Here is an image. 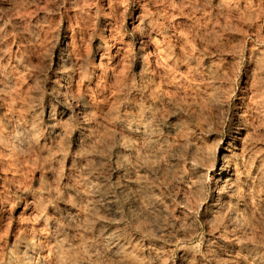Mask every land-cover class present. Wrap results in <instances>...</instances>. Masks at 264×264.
Wrapping results in <instances>:
<instances>
[{
  "label": "rangeland",
  "instance_id": "374dc122",
  "mask_svg": "<svg viewBox=\"0 0 264 264\" xmlns=\"http://www.w3.org/2000/svg\"><path fill=\"white\" fill-rule=\"evenodd\" d=\"M0 72V264H264V192L181 181L264 135V0H0Z\"/></svg>",
  "mask_w": 264,
  "mask_h": 264
},
{
  "label": "bare ground",
  "instance_id": "6f19581e",
  "mask_svg": "<svg viewBox=\"0 0 264 264\" xmlns=\"http://www.w3.org/2000/svg\"><path fill=\"white\" fill-rule=\"evenodd\" d=\"M99 44V43H98ZM63 59V58H62ZM144 66V65H143ZM142 66V67H143ZM141 67V66H140ZM62 70V69H61ZM141 72V71H140ZM1 73V72H0ZM61 73V72H60ZM59 73V74H60ZM142 73V72H141ZM66 75V74H65ZM17 76V75H16ZM66 77V76H65ZM171 77V76H170ZM13 80V79H12ZM66 80V79H65ZM176 80V79H175ZM10 82V81H9ZM14 82V81H13ZM8 83V82H7ZM217 84V83H216ZM5 85H7V84H5ZM14 86V85H13ZM10 87V86H9ZM224 88V87H223ZM227 89V88H226ZM257 89V88H256ZM72 90V89H71ZM12 93V92H11ZM153 93H154V91H153ZM15 94V93H14ZM157 94V93H156ZM253 95V94H252ZM147 96V95H146ZM254 96V95H253ZM77 97V96H76ZM205 97V96H204ZM9 98V97H8ZM78 98V97H77ZM212 98V97H211ZM254 98H255V96H254ZM246 99V98H245ZM248 99V98H247ZM250 99L252 100L253 98H251L250 97ZM198 100V99H197ZM216 100V99H215ZM76 101V100H75ZM78 101V100H77ZM85 101V100H84ZM212 101V100H211ZM244 101V100H243ZM263 101V100H262ZM203 102V101H202ZM206 102V101H205ZM210 102V101H209ZM217 102V101H216ZM252 102V101H251ZM259 102V101H258ZM78 103V102H77ZM248 103V102H247ZM81 104V103H80ZM85 104V103H84ZM88 104V103H87ZM202 104V103H201ZM216 104V103H215ZM249 104H251L250 102H249ZM248 104V105H249ZM255 104V103H254ZM82 105V104H81ZM200 105V104H199ZM209 105V104H208ZM208 105H207V108H208ZM246 105V104H245ZM244 105V106H245ZM263 105V104H262ZM85 106V105H84ZM87 106V105H86ZM136 106V105H135ZM158 106V105H157ZM210 106H211V103H210ZM213 106V105H212ZM250 106V105H249ZM249 106H248V108H249ZM252 106H253V104H252ZM260 106V105H259ZM10 107V106H9ZM48 107H50V106H48ZM47 107V108H48ZM81 107V106H80ZM83 107V106H82ZM88 107V106H87ZM86 107V108H87ZM239 107V106H238ZM199 108V107H198ZM222 108V107H221ZM245 108V107H244ZM262 108V107H261ZM7 109V108H6ZM81 109V108H80ZM88 109V108H87ZM134 109V108H133ZM195 109V108H194ZM212 109V108H211ZM216 109V108H215ZM242 109V108H241ZM240 109V110H241ZM250 109H251V106H250ZM252 109H254V107L252 108ZM256 109V108H255ZM89 110V109H88ZM213 110V109H212ZM211 110V111H212ZM218 110V109H217ZM216 110V111H217ZM249 109H247V111H248ZM256 110H258V109H256ZM260 110V109H259ZM258 110V111H259ZM81 111V110H80ZM197 111V110H196ZM201 111V110H200ZM209 111V110H208ZM215 111V110H214ZM213 111V112H214ZM215 111V112H216ZM225 111V110H224ZM255 111V110H254ZM253 111V112H254ZM18 112V111H17ZM48 112V111H47ZM47 112H45V113H47ZM206 112V111H205ZM243 112H244V110H243ZM37 113V112H36ZM51 113V112H50ZM82 113V112H81ZM84 113V112H83ZM240 113H241V111H240ZM247 113V112H246ZM12 114V113H11ZM88 114H90V113H88ZM200 114V113H199ZM209 114V113H208ZM211 114V113H210ZM213 114V113H212ZM211 114V115H212ZM215 114H218V113H215ZM215 114L213 115V116H215ZM48 115V114H47ZM46 115V116H47ZM77 115V114H76ZM204 115V114H203ZM219 115V114H218ZM217 115V116H218ZM224 115V114H223ZM242 115V114H241ZM251 115H252V113H251ZM255 115H256V113H255ZM259 115V114H258ZM263 115V114H262ZM49 116V115H48ZM74 116V115H73ZM89 116V115H88ZM195 116V115H194ZM243 116V115H242ZM218 117H220V116H218ZM250 117V116H249ZM257 117V116H256ZM12 118V117H11ZM47 118V117H46ZM207 118V117H206ZM217 118V117H216ZM16 119V118H15ZM44 119H45V117H44ZM200 119V118H199ZM201 119H202V117H201ZM210 119V118H209ZM226 119V118H225ZM246 119V118H245ZM245 119H243V120H245ZM256 119V118H255ZM60 120V119H59ZM202 120H204V119H202ZM208 120V119H207ZM207 120H206V122H207ZM238 120V119H237ZM29 121V120H28ZM48 121V120H47ZM209 121V120H208ZM217 121V120H216ZM216 121H214V122H216ZM247 121H249V120H247ZM224 122V121H223ZM246 122V121H245ZM252 122H253V120H252ZM251 122V123H252ZM256 122V121H255ZM28 123V122H27ZM52 123V122H51ZM183 123V122H182ZM199 123V122H198ZM204 123V122H203ZM208 123V122H207ZM218 123V122H217ZM242 123V122H241ZM174 124H178V123H174ZM214 124V123H213ZM18 125V124H17ZM29 125V124H28ZM45 125V124H44ZM117 125V124H116ZM134 125V124H133ZM211 125V124H210ZM223 125V124H222ZM237 125V124H236ZM241 125V124H240ZM60 126H61V124H60ZM215 126V125H214ZM225 126V125H224ZM234 126V125H233ZM242 126V125H241ZM251 126H253V124L251 125ZM256 126V125H255ZM254 126V127H255ZM16 127V126H15ZM135 127V126H134ZM133 127V128H134ZM139 127V126H138ZM143 127V126H142ZM201 127H202V125H201ZM204 127H205V125H204ZM204 127H203V130H204ZM216 127V126H215ZM48 128H50V127H48ZM59 128V127H58ZM200 128V127H199ZM224 128V127H223ZM245 128H246V126H245ZM257 128V127H256ZM260 128V127H259ZM263 128V127H262ZM26 129V128H25ZM129 129V128H128ZM168 129V128H167ZM181 129V128H180ZM202 129V128H201ZM207 129V128H206ZM232 129V128H231ZM252 129V128H251ZM255 129V128H254ZM258 129V128H257ZM138 130V129H137ZM142 130V129H141ZM177 130V127H173L172 128V131L173 132H175ZM193 130V129H192ZM215 130V129H214ZM233 130V129H232ZM259 130V129H258ZM126 131V130H125ZM132 131V130H131ZM179 132L181 131V130H178ZM182 131H183V129H182ZM199 131V130H198ZM201 131V130H200ZM208 131V130H207ZM119 132V131H118ZM124 132V131H123ZM128 132H130V131H128ZM171 132V131H170ZM205 132V131H204ZM235 132V133H234ZM233 133H234V135L233 136H231L230 138H229V140L228 141H226V142H224L223 143V145H222V147L221 148H219V150H218V155L220 156V158H221V162L219 163V167L218 168H216V165H211L212 167H206L205 166V164H201L202 166L200 167V169H193L192 170V172L190 173V177H188V175H186L187 176V178H181V181L185 184V187H187V189H189L188 191H190V189L192 190V186H193V183L194 182H191L192 180H190V178L191 177H193V178H198V180H199V183H200V181H204L205 179H206V181L208 180L209 182H211L212 184H213V186H214V188L216 187V190L212 193V197H213V199H214V201L216 200V201H219L220 200V203H219V206H216V205H214V207L216 208V209H223V210H216L217 212H221L222 211V213L223 212H227V216H228V218H229V221H231V219L232 218H234V217H236V215L238 214V212L240 213V211H238L239 209H238V207L235 209V206L236 205H238V206H241V205H239L240 204V199L238 200V198H235V196L236 195H238V194H240L241 195V197H242V202H244V204H248L249 205V203L251 202V206H254L255 205V202H257L256 200H257V198H259V196L264 192V183L262 182V184H260V182H259V180H258V178H259V174L261 173L260 171L262 170V168L264 167V152L262 151V148L261 147H257V143H258V140L260 139L261 140V138H263V136H260V135H257V134H255V133H253V132H249L248 130H246V129H244L243 127H237V129H236V131H234ZM255 132V131H254ZM19 133V132H18ZM126 133V132H125ZM131 133H133V132H131ZM135 133V132H134ZM133 133V134H134ZM214 133V132H213ZM216 133V132H215ZM260 133H261V131H260ZM264 132H262V134H263ZM26 134V133H25ZM38 134V133H37ZM61 134V133H60ZM123 134V133H122ZM121 134V135H122ZM128 134V133H127ZM139 134H141V133H139ZM171 134V133H170ZM170 134H169V136H170ZM175 134V133H174ZM180 134V133H179ZM182 134V133H181ZM196 134H197V132H196ZM195 134V135H196ZM258 134H259V132H258ZM132 134H130V136H131ZM201 135V134H200ZM199 135V136H200ZM203 135V134H202ZM206 135H207V133H206ZM228 135V134H227ZM23 136V135H22ZM30 136V135H29ZM128 136V135H127ZM138 136V135H137ZM156 136V135H155ZM204 136V135H203ZM202 136V137H203ZM26 137V136H25ZM129 137V136H128ZM132 137V136H131ZM134 137H135V135H134ZM140 137V136H139ZM139 137H137V138H139ZM176 137V136H175ZM175 137H173V138H175ZM178 137H180V136H178ZM197 137V136H196ZM215 137V136H214ZM2 138V137H1ZM54 138V137H53ZM77 138V137H76ZM93 138V137H92ZM161 138V137H160ZM170 138V137H169ZM168 138V139H169ZM208 138V137H207ZM9 139V138H8ZM80 139V138H79ZM78 139V140H79ZM167 139V140H168ZM205 139V138H204ZM203 139V140H204ZM210 139H214L213 137H211ZM220 139V138H219ZM222 139V138H221ZM228 139V138H227ZM1 140V139H0ZM17 140V139H16ZM87 140V139H86ZM93 140H94V138H93ZM143 140H145V139H143ZM202 140V139H201ZM217 140V139H216ZM9 141V140H8ZM54 141V140H53ZM141 141V140H140ZM194 141V140H193ZM192 141V142H193ZM211 141V140H210ZM218 141V140H217ZM223 141V140H222ZM262 141H264V140H262ZM12 142V141H11ZM10 142V143H11ZM17 142V141H16ZM87 142H89V141H87ZM172 142V141H171ZM181 142V141H180ZM196 142V141H195ZM198 142V141H197ZM213 142H216V141H212V143ZM220 142V141H219ZM56 143V142H55ZM75 143V142H74ZM91 143V142H90ZM153 143H155V142H153ZM183 143V142H182ZM194 143V142H193ZM264 143V142H263ZM263 143H261V144H263ZM78 144V143H77ZM169 144H170V142H169ZM179 144V143H178ZM198 144L199 143H197V144H195L194 145V150L195 149H197V146H198ZM201 144V143H200ZM205 144H207V143H205ZM215 144V143H214ZM213 144V145H214ZM260 144V145H261ZM86 145V144H85ZM110 145V144H109ZM134 145V144H133ZM159 145V144H158ZM183 145V144H182ZM186 145V144H185ZM193 145V144H192ZM204 145V144H203ZM202 145V146H203ZM209 145V144H208ZM7 146V145H6ZM12 146V145H11ZM58 146V145H57ZM137 146V145H136ZM143 146V145H142ZM176 146H177V144H176ZM206 147H207V145H205ZM217 146V145H216ZM216 146H214V147H216ZM263 146H264V144H263ZM124 147V146H123ZM180 147V146H179ZM187 147V146H186ZM189 147V146H188ZM88 148V147H87ZM100 148V147H99ZM181 148V147H180ZM179 148V149H180ZM191 148V147H190ZM190 148H188V149H190ZM199 148V147H198ZM25 149H27V148H25ZM144 149V148H143ZM154 149V148H153ZM192 149V148H191ZM203 149V148H202ZM202 149H200L199 151H201L202 152ZM209 149V148H208ZM2 150V149H1ZM54 150V149H53ZM57 150V149H56ZM193 150V149H192ZM191 150V151H192ZM145 151V150H144ZM174 151V150H173ZM176 151V150H175ZM204 151V150H203ZM215 151V150H214ZM6 152V151H5ZM5 152H3V153H5ZM184 152V151H183ZM194 152V151H193ZM2 153V154H3ZM121 153V152H120ZM147 153V152H146ZM172 153V152H171ZM174 153V152H173ZM172 153V154H173ZM179 153V152H178ZM185 153V152H184ZM183 153V154H184ZM191 153V152H190ZM209 153V152H208ZM171 154V155H172ZM177 154V153H176ZM189 154V153H188ZM212 154H213V152H212ZM196 155V154H195ZM202 155V154H201ZM218 155H217V157H218ZM5 156V155H4ZM192 156L193 155H191V158H192ZM203 156V155H202ZM205 156V155H204ZM202 157V158H205V157ZM210 156V155H209ZM208 156V157H209ZM215 156V155H214ZM91 157V156H90ZM171 157V161H173V159H172V156H170ZM175 157H177V156H175ZM183 157V156H182ZM199 157V156H198ZM201 157V156H200ZM161 158V157H160ZM159 158V159H160ZM184 158V157H183ZM188 158V157H187ZM195 158V157H194ZM210 158V157H209ZM212 158V157H211ZM214 158V157H213ZM130 159V158H129ZM133 159V158H132ZM176 159V158H175ZM178 159V158H177ZM197 159H199V158H197ZM196 159V160H197ZM193 160V159H192ZM195 160V162H197V164H199L198 163V161H196ZM207 160V159H206ZM206 160H203V161H205L206 162ZM165 161V160H164ZM180 161V160H179ZM191 161V160H190ZM202 161V162H203ZM214 161V160H213ZM3 162V161H2ZM84 162V161H83ZM96 162V161H95ZM193 163H195L194 161H192ZM191 162V163H192ZM200 162V161H199ZM201 162V163H202ZM210 162H211V160H210ZM79 163V162H78ZM102 163V162H101ZM179 163V162H178ZM206 163H209L208 161L206 162ZM212 163V162H211ZM97 164V163H96ZM173 164V163H172ZM172 164H171V166H172ZM188 164V163H187ZM9 165H11V164H9ZM70 165V164H69ZM169 165V164H168ZM183 165V164H182ZM188 165H190V164H188ZM192 165V164H191ZM82 166V165H81ZM166 166V165H165ZM170 166V165H169ZM178 166V165H177ZM186 166V165H185ZM8 167V166H7ZM168 167V166H167ZM181 167V166H180ZM194 167V166H193ZM196 167V166H195ZM1 168V167H0ZM160 168H161V166H160ZM165 168V167H164ZM159 169V168H158ZM179 169V168H178ZM188 169V168H187ZM161 170H163V169H161ZM172 170V169H171ZM171 170H169V171H171ZM175 170H177V169H175ZM143 171V170H142ZM149 171V170H148ZM159 171V170H158ZM120 172V171H119ZM136 172H138L137 170H136ZM141 172V171H140ZM172 172H174V171H172ZM186 172H187V170H186ZM263 172H264V170H263ZM171 173V172H170ZM175 173H177V174H175ZM181 173V172H180ZM189 173V172H188ZM4 174V173H3ZM77 174V173H76ZM135 174V173H134ZM133 174V175H134ZM138 174V173H137ZM146 174V173H145ZM163 174V173H162ZM172 174V173H171ZM174 174L176 175V178H178L177 177V175L179 174V171L178 172H174ZM173 174V175H174ZM261 175V174H260ZM263 175V174H262ZM84 176V175H83ZM169 176V175H168ZM185 176V177H186ZM131 177V176H130ZM135 177V176H134ZM137 177V176H136ZM172 177V176H171ZM174 178V176L172 177V179ZM175 178V179H176ZM203 178H205L204 180H203ZM262 178V177H261ZM91 179V178H90ZM102 179V178H101ZM136 179V178H135ZM172 179H170V180H172ZM166 180V179H165ZM105 181V180H104ZM173 181V180H172ZM260 181H262V179L260 180ZM264 181V180H263ZM75 182V181H74ZM77 182V181H76ZM175 182H176V180H175ZM175 182H173V183H175ZM179 182V181H178ZM204 183V182H203ZM206 183V182H205ZM89 185V184H88ZM130 185V184H129ZM136 185V184H135ZM177 185H178V183H177ZM200 185V184H199ZM199 185L198 186H196V187H199ZM182 186H184L183 184H182ZM205 186V185H204ZM92 187V186H91ZM98 187V186H97ZM136 187V186H135ZM134 187V188H135ZM195 187V186H194ZM94 188V187H93ZM184 188V187H183ZM174 189V188H173ZM177 189H178V187H177ZM181 189V188H180ZM193 189H196V188H193ZM62 190V189H61ZM202 190V189H201ZM204 190V189H203ZM202 190V191H203ZM64 191V190H63ZM152 191H154V190H152ZM164 191V190H163ZM182 191H184V190H182ZM196 191V190H195ZM185 192H187V191H185ZM197 192V191H196ZM2 193V192H1ZM86 193V192H85ZM183 193V192H182ZM189 193H191V192H189ZM195 193V192H194ZM193 193V194H194ZM67 194V193H66ZM137 194V193H136ZM187 194V193H186ZM199 194V193H198ZM83 195V194H82ZM182 195V194H181ZM184 195V194H183ZM191 195V194H190ZM264 195V194H263ZM263 195H261V196H263ZM159 196V195H158ZM179 196V195H178ZM186 196V195H185ZM234 196V200L232 201V197ZM260 196V197H261ZM147 197V196H146ZM181 197V196H180ZM180 197H178V198H180ZM187 197V196H186ZM88 198V197H87ZM190 198H192V195L190 196ZM263 198H264V196H263ZM105 199H107V198H105ZM110 199V198H109ZM184 199H185V197H184ZM183 198H181V201H178L179 202V204H180V202L181 203H183V204H185V205H188V204H186V201L184 200ZM196 199V198H195ZM202 199V198H201ZM256 199V200H255ZM260 199V198H259ZM262 199V198H261ZM103 200V199H102ZM178 200V199H177ZM176 200V201H177ZM199 200V199H198ZM253 200H255V202H254V205H252L253 203H252V201ZM106 201V200H105ZM159 201V200H158ZM190 201V200H189ZM192 201V200H191ZM201 201H203V200H201ZM262 202H264V200H261ZM133 202V201H132ZM199 202V201H198ZM79 203V202H78ZM105 203V202H104ZM141 203V202H140ZM162 204H163V202H161ZM189 203V202H188ZM194 203H195V201H194ZM202 203V202H201ZM259 203H260V201H259ZM5 204V203H4ZM42 204V203H41ZM161 204V205H162ZM205 204V203H204ZM257 204V203H256ZM262 204V203H261ZM264 204V203H263ZM140 205V204H139ZM160 205V204H159ZM165 205V204H164ZM163 205V206H164ZM190 205H191V203H190ZM198 206H200L201 207V205H199V204H197ZM209 205V204H208ZM110 206V205H109ZM198 206H196V207H198ZM256 206V205H255ZM257 206H259V204L257 205ZM260 206H263V205H260ZM141 207V206H140ZM149 207V206H148ZM154 206H152V208H153ZM162 207V206H161ZM160 206H159V208H157V210H155V212L156 213H158V214H160V215H167V212L163 209V208H161ZM194 207V206H193ZM199 207V208H200ZM219 207V208H218ZM241 207H243V206H241ZM247 207V206H246ZM130 208V207H129ZM155 208V207H154ZM188 208V207H187ZM254 208V207H253ZM253 208H251L252 210H254ZM141 209V208H140ZM191 209V208H190ZM201 209V208H200ZM258 209V208H257ZM259 209H261V207L259 208ZM259 209L257 210L258 212H259ZM263 209H264V207H263ZM150 210V209H149ZM167 210V209H166ZM185 210H186V208H185ZM195 210H196V208H195ZM214 210V209H213ZM242 210V209H241ZM245 210H247V209H245ZM248 210L250 211V209H249V207H248ZM112 211V210H111ZM138 211V210H137ZM183 211V210H182ZM204 211V210H203ZM210 211V210H209ZM216 211H214L213 213H215ZM243 212H245L244 211V209L242 210ZM264 211V210H263ZM262 211V213H264ZM181 212V211H180ZM186 212V211H185ZM207 212V211H206ZM242 212V213H243ZM74 213V212H73ZM99 213V212H98ZM153 213V212H152ZM212 213V212H211ZM247 213V212H246ZM257 213V212H256ZM260 213V212H259ZM72 214V213H71ZM143 213H141V215H142ZM149 214V213H148ZM179 214V213H178ZM187 215H188V213H186ZM195 214V213H194ZM254 214V213H253ZM261 214V213H260ZM103 215V214H102ZM153 215V214H152ZM182 215H183V213H182ZM182 215H180V216H182ZM241 215V214H240ZM245 215V214H244ZM246 215H248V216H250L249 214H246ZM143 216V215H142ZM150 216V215H149ZM155 216V215H154ZM173 216H175V215H173ZM172 216V217H173ZM185 216V215H184ZM215 216H216V213H215ZM217 216H218V214H217ZM221 216H222V214H221ZM226 216V217H227ZM242 216V215H241ZM148 217V216H147ZM169 217V216H168ZM183 217V216H182ZM211 217H212V215H211ZM239 217V216H238ZM251 217V216H250ZM83 218V217H82ZM81 218V219H82ZM158 218V217H157ZM164 218H166V217H164ZM171 218V217H170ZM203 218V217H202ZM209 218H210V216H209ZM249 218V217H248ZM1 219V218H0ZM72 219V218H71ZM74 219V218H73ZM152 219V218H151ZM172 219V218H171ZM191 218H189V220H190ZM193 219V218H192ZM195 219V218H194ZM264 219V218H263ZM85 220V219H84ZM179 220V219H178ZM188 220V221H189ZM227 220V219H226ZM240 220V219H239ZM238 220V221H239ZM250 220V219H249ZM252 221L253 220H255V219H251ZM262 220V219H261ZM169 221V220H168ZM181 221H182V219H181ZM184 221V220H183ZM209 220H207V222H208ZM221 221V220H220ZM235 221V220H234ZM260 221V220H259ZM142 222V221H141ZM185 222H186V220H185ZM210 222H213V220L211 221L210 220ZM248 222V221H247ZM255 223H256V221H254ZM263 222V221H262ZM48 223V222H47ZM52 223V222H51ZM77 223V222H76ZM223 223V222H222ZM224 223H225V221H224ZM258 223V222H257ZM78 224V223H77ZM81 224V223H80ZM188 224H189V222H188ZM225 224H227V223H225ZM254 224V223H253ZM79 225V224H78ZM184 225V224H183ZM216 225V224H215ZM256 225V224H255ZM258 225V224H257ZM165 226V225H164ZM180 226H182L181 224H180ZM188 226H190V224L188 225ZM209 226H210V224H209ZM212 226V225H211ZM221 226V225H220ZM228 226V225H227ZM233 226H234V224H233ZM253 226V225H252ZM261 226V225H260ZM144 227V226H143ZM147 227V226H146ZM187 227V226H186ZM192 227V226H191ZM218 227V226H217ZM231 227H232V225H231ZM27 228V227H26ZM88 228V227H87ZM180 228V227H179ZM185 228V227H184ZM209 228V227H208ZM227 228V227H226ZM230 228V227H229ZM244 228V227H243ZM94 229V228H93ZM156 229V228H155ZM161 229V228H160ZM234 229V228H233ZM238 229V228H237ZM258 229V228H257ZM256 229V230H257ZM263 229V228H262ZM32 230V229H31ZM66 230V229H65ZM165 230V229H164ZM214 230H216V229H214ZM240 230V229H239ZM245 230V229H244ZM250 230V229H249ZM260 230V229H259ZM156 231H157V229H156ZM219 232H220V230H218ZM237 231V230H236ZM241 231V230H240ZM161 232V231H160ZM231 232V231H230ZM245 232H248V230L247 231H245ZM256 232H258V231H256ZM83 233H85V232H83ZM189 233H191V232H189ZM224 234H225V232H223ZM232 233V232H231ZM233 233H235V232H233ZM232 233V234H233ZM261 233V232H260ZM86 234V233H85ZM168 234V233H167ZM185 234V233H184ZM217 234V233H216ZM223 234V235H224ZM237 234V233H236ZM252 234V233H251ZM255 234H257V233H255ZM259 234V233H258ZM42 235V234H41ZM103 235H104V233H103ZM158 235V234H157ZM160 235V234H159ZM158 235V236H159ZM221 235V234H220ZM235 235V234H234ZM239 235V234H238ZM247 236L248 235V233H247V235L246 234H243V235H239V236ZM161 237H162V235H160ZM225 236V235H224ZM257 236V235H256ZM168 237V236H167ZM226 237V236H225ZM224 237V238H225ZM60 238V237H59ZM80 238V237H79ZM78 238V239H79ZM218 238V237H217ZM219 238H220V236H219ZM247 238V237H246ZM261 238V237H260ZM40 239V238H39ZM210 239V238H209ZM214 239V238H213ZM233 239V238H232ZM235 239V238H234ZM237 239V238H236ZM240 239H242V238H240ZM244 239H245V237H244ZM27 240H28V238H27ZM30 240V239H29ZM215 240V239H214ZM264 240V239H263ZM33 241V240H32ZM79 241V240H78ZM219 241H221V240H219ZM230 241V240H229ZM246 241V240H245ZM44 242V241H43ZM23 243V242H22ZM78 243V242H77ZM76 243V244H77ZM212 243V242H211ZM262 243V242H261ZM28 244V243H27ZM37 244V243H36ZM65 244V243H64ZM89 244V243H88ZM214 244V243H213ZM247 244V243H246ZM257 244V243H256ZM258 244H260V243H258ZM263 244V243H262ZM28 245H30V244H28ZM32 245H33V243H32ZM155 245V244H154ZM219 245V244H218ZM233 245V244H232ZM239 245V244H238ZM48 246H49V244H48ZM80 246H82V244L80 245ZM217 246V245H216ZM223 246V245H222ZM237 246V245H236ZM254 246V245H253ZM27 247V246H26ZM25 247V248H26ZM29 247V246H28ZM225 247V246H224ZM232 247V246H231ZM240 247V246H239ZM248 247V246H247ZM261 247V246H260ZM24 248V249H25ZM155 248V247H154ZM261 248H263V247H261ZM52 249V248H51ZM129 249V248H128ZM211 249V248H210ZM216 249V248H215ZM225 249V248H224ZM236 249V248H235ZM247 249V248H246ZM91 250V249H90ZM204 250V249H203ZM238 250V249H237ZM237 250H236V252H237ZM248 250H250V249H248ZM226 251V250H225ZM234 251V250H233ZM242 251V250H241ZM91 252V251H90ZM211 252V251H210ZM213 252V251H212ZM215 252V251H214ZM229 252V251H228ZM228 252H225V253H228ZM232 252V251H231ZM240 252V251H239ZM238 252V253H239ZM16 253H18V252H16ZM22 253V252H21ZM234 253V252H233ZM232 253V254H233ZM250 253V252H249ZM20 254V253H19ZM236 254V253H235ZM220 255H222V254H220ZM263 255V254H262ZM22 256V255H21ZM55 256H57V255H54V257ZM219 256V255H218ZM237 256V255H236ZM58 257V256H57ZM67 257V256H66ZM158 257V256H157ZM227 257V256H226ZM233 257V256H232ZM37 258V257H36ZM155 258H156V256H155ZM218 258V257H217ZM228 258V257H227ZM53 259V258H52ZM58 259V258H57ZM56 258L54 259V261L55 260H57ZM232 259V258H231ZM244 259H245V257H244ZM220 260V259H219ZM234 260V259H233ZM239 260V259H238ZM23 261V260H22ZM53 261V260H52ZM236 261V260H235ZM234 261V262H235ZM56 262V261H55ZM232 262V261H231ZM250 262V261H249ZM25 263V262H24ZM54 263V262H53ZM56 263H58V261L56 262ZM69 263V262H68ZM237 263V262H236ZM235 263V264H236ZM59 264V263H58ZM67 264V263H66ZM231 264V263H230ZM246 264V263H245Z\"/></svg>",
  "mask_w": 264,
  "mask_h": 264
}]
</instances>
